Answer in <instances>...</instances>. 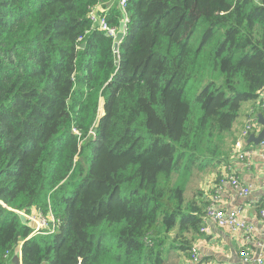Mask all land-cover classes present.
I'll return each mask as SVG.
<instances>
[{
    "label": "trees",
    "instance_id": "1",
    "mask_svg": "<svg viewBox=\"0 0 264 264\" xmlns=\"http://www.w3.org/2000/svg\"><path fill=\"white\" fill-rule=\"evenodd\" d=\"M119 2L0 0V264L19 246L21 264H161L160 239L189 254L200 235L193 187L264 84V0ZM96 6L127 18L118 64ZM17 212L58 225L32 235Z\"/></svg>",
    "mask_w": 264,
    "mask_h": 264
},
{
    "label": "crops",
    "instance_id": "2",
    "mask_svg": "<svg viewBox=\"0 0 264 264\" xmlns=\"http://www.w3.org/2000/svg\"><path fill=\"white\" fill-rule=\"evenodd\" d=\"M252 111L256 114L260 113L256 112L258 109L254 103H246L242 106L240 116L232 130L235 140L239 138L245 121ZM260 130L261 128L258 127L255 131L259 133ZM245 146L253 151V155L245 160H237L230 154L228 165L235 171V176L241 185L249 188V195L240 196L229 182L215 174L211 175L202 190L206 201L213 193H217L221 197L224 209L242 210L240 218L245 220L247 225L252 226L253 230L250 234L242 231L230 232L211 222L207 223L208 231L200 232V235L195 236L191 243V247L193 246L199 255L198 264H243L239 256V252L243 250L253 256L261 254L264 257V219L259 216V210L264 204V147L253 144ZM171 251L168 252V255L172 257L170 264H187L189 254L180 250L175 251L176 253H170ZM18 259L21 264L20 254ZM161 264H167L166 259H162ZM248 264H254V262Z\"/></svg>",
    "mask_w": 264,
    "mask_h": 264
},
{
    "label": "built area",
    "instance_id": "3",
    "mask_svg": "<svg viewBox=\"0 0 264 264\" xmlns=\"http://www.w3.org/2000/svg\"><path fill=\"white\" fill-rule=\"evenodd\" d=\"M119 6L122 14L125 15L126 0H120ZM99 9V6L90 9L88 17L90 19L91 25L115 39L118 29L107 25L105 18H103L99 14ZM123 21L127 22V18L125 17ZM258 94L259 98L255 102V106L263 113L264 116V84ZM258 127L259 125L257 123V114L252 111L251 115L245 121L239 138H237L234 142L233 151L231 152V155L234 156V158H236L237 160H245L246 158H249L253 155V151L251 149H247L245 145L247 144L246 140L248 139L249 135L252 133H257L255 130ZM258 145L263 148L264 141L260 142ZM222 169L223 170L221 172L220 178L229 182V184L233 187L234 190L238 192L240 196H248L250 193L249 188L241 185V183L235 176V171L233 170V168L227 164L224 165ZM222 203L223 202L221 200V197L217 193H213L207 199V205L203 217V224L201 226L200 232H207L208 229L206 227V224L211 222L215 226L222 229H227L230 232L242 231L245 234H250L253 228L252 226L247 225L245 220L240 218L242 210L238 208L231 210L224 209L222 207ZM259 211L260 218L264 219V204ZM25 216L27 220L35 226V228L32 230V235L47 233L51 234L56 230V227L58 225V221H56V219H54L51 214H49L48 217H45L41 213L33 212L32 214ZM239 256L241 257V261L243 264H248L250 262H254V264H264V257L261 254L253 256L246 250H243L239 252ZM199 261V255L196 249L192 246L189 252V259L187 261V264H198Z\"/></svg>",
    "mask_w": 264,
    "mask_h": 264
},
{
    "label": "water",
    "instance_id": "4",
    "mask_svg": "<svg viewBox=\"0 0 264 264\" xmlns=\"http://www.w3.org/2000/svg\"><path fill=\"white\" fill-rule=\"evenodd\" d=\"M124 28H125V22L122 21L120 23V26H119V29H118V32L116 34V37L114 39V44H113L114 59H115L117 64H118V59H119L118 46L124 38V35H125ZM257 123L260 126L261 130L257 134H250L248 139L246 140L247 144H253V145L257 146L260 142L264 141V116H263V114H261V113L257 114ZM95 132H96V130H93V133H95ZM17 214H18L21 222L26 223V221H27L26 216L24 214H20V213H17ZM20 247H19V251H18L19 254H20Z\"/></svg>",
    "mask_w": 264,
    "mask_h": 264
},
{
    "label": "rangeland",
    "instance_id": "5",
    "mask_svg": "<svg viewBox=\"0 0 264 264\" xmlns=\"http://www.w3.org/2000/svg\"><path fill=\"white\" fill-rule=\"evenodd\" d=\"M102 113H103V110H102V102L100 103V107H99V114L100 115H102ZM235 125V124H234ZM234 127V126H233ZM220 172H222V169L220 168L219 169V171L218 172H216L217 174H220L221 175V173ZM216 176V175H215ZM211 177V176H210ZM210 177L208 178V180L206 181V182H204L203 183V180H202V182L200 183V185H198V186H196V187H193L194 185H192V187L194 188V190H199V191H201L202 189H203V187L205 186V184L209 181V179H210ZM200 178H203V177H199L198 179H200ZM197 182H199V181H197ZM196 182V183H197ZM195 183V184H196ZM202 192V191H201ZM192 194H193V190H191L190 188L188 189V192H187V195H186V197L187 198H189L190 196H192ZM202 194H204V192L202 193ZM17 213H20V214H23L22 212H17ZM31 225V229L33 230L34 228H35V226L33 225V224H30ZM166 236H170L169 238H167ZM165 236V238H164V240L163 239H160V241H162L163 242V246H161V248H160V251H162V254H161V259H166V261H167V264H170L169 262H170V260H171V255H168V252H169V250L171 249V246L176 242V240H174V236H176V234L174 233V232H170L169 234H167ZM20 247V246H19ZM17 251H19V248H18V250ZM175 251H177V250H175ZM174 250H172L170 253H176ZM18 254H19V252H18ZM14 262L16 263V264H19V259H14Z\"/></svg>",
    "mask_w": 264,
    "mask_h": 264
},
{
    "label": "clouds",
    "instance_id": "6",
    "mask_svg": "<svg viewBox=\"0 0 264 264\" xmlns=\"http://www.w3.org/2000/svg\"><path fill=\"white\" fill-rule=\"evenodd\" d=\"M126 23V22H125ZM119 29V28H118ZM124 33H125V28H124ZM119 55V54H118ZM260 127V126H259ZM252 134H255V133H252Z\"/></svg>",
    "mask_w": 264,
    "mask_h": 264
}]
</instances>
